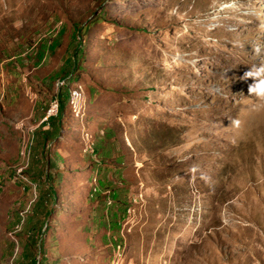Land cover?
<instances>
[{
    "label": "rangeland",
    "instance_id": "1",
    "mask_svg": "<svg viewBox=\"0 0 264 264\" xmlns=\"http://www.w3.org/2000/svg\"><path fill=\"white\" fill-rule=\"evenodd\" d=\"M261 64L264 0H0V264H264Z\"/></svg>",
    "mask_w": 264,
    "mask_h": 264
},
{
    "label": "clouds",
    "instance_id": "2",
    "mask_svg": "<svg viewBox=\"0 0 264 264\" xmlns=\"http://www.w3.org/2000/svg\"><path fill=\"white\" fill-rule=\"evenodd\" d=\"M259 51V48L256 49ZM246 78H252L253 83L249 86V93L252 96L264 99V64L254 65L245 73Z\"/></svg>",
    "mask_w": 264,
    "mask_h": 264
},
{
    "label": "trees",
    "instance_id": "3",
    "mask_svg": "<svg viewBox=\"0 0 264 264\" xmlns=\"http://www.w3.org/2000/svg\"><path fill=\"white\" fill-rule=\"evenodd\" d=\"M81 46L82 45H79V48ZM70 95H71V92H70ZM55 99L58 101V104H59L58 111H59V115L61 116L62 112H63V103L60 104L58 97H55L53 100H55ZM58 111H57V113H58ZM53 116H55V115L50 116L47 121L43 122V124H51L50 122H51V119L54 118ZM24 257H25V261L27 262V264H43V262L45 261L44 255H42V260H36L35 256L32 255V252L29 251V249H27V252H26Z\"/></svg>",
    "mask_w": 264,
    "mask_h": 264
},
{
    "label": "built area",
    "instance_id": "4",
    "mask_svg": "<svg viewBox=\"0 0 264 264\" xmlns=\"http://www.w3.org/2000/svg\"><path fill=\"white\" fill-rule=\"evenodd\" d=\"M52 115H54V114H51V113H50L48 116H52Z\"/></svg>",
    "mask_w": 264,
    "mask_h": 264
},
{
    "label": "bare ground",
    "instance_id": "5",
    "mask_svg": "<svg viewBox=\"0 0 264 264\" xmlns=\"http://www.w3.org/2000/svg\"><path fill=\"white\" fill-rule=\"evenodd\" d=\"M56 109H57V108H56ZM49 117H50V116H48L47 119H48ZM47 119H46V120H47Z\"/></svg>",
    "mask_w": 264,
    "mask_h": 264
}]
</instances>
